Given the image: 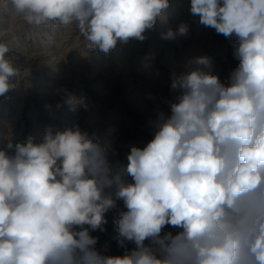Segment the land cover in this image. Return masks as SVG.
<instances>
[{"label":"clouds","instance_id":"9594fccd","mask_svg":"<svg viewBox=\"0 0 264 264\" xmlns=\"http://www.w3.org/2000/svg\"><path fill=\"white\" fill-rule=\"evenodd\" d=\"M10 4L29 25L75 24L88 49L108 55L118 43L144 41L170 0ZM190 14L236 38L227 82L213 74L211 57H194V67L173 74L178 95L169 113H158L153 138L115 168L78 125L48 127L40 142L9 140L0 149V264H264V0H190ZM188 35L184 22L160 34ZM9 52L0 41L5 99L20 76ZM64 91L70 111L85 106ZM117 201L125 252L102 255L91 233L105 231Z\"/></svg>","mask_w":264,"mask_h":264},{"label":"rangeland","instance_id":"374dc122","mask_svg":"<svg viewBox=\"0 0 264 264\" xmlns=\"http://www.w3.org/2000/svg\"><path fill=\"white\" fill-rule=\"evenodd\" d=\"M181 22L189 25L188 36L161 39L162 32L175 31ZM145 36L144 41L118 43L105 55L87 48L75 24L54 29L29 25L12 10L10 0H0V41L8 43L7 55L20 69L11 98L0 97V149L9 140L24 143L29 135L40 142L48 127L78 125L95 135L115 168L126 164L131 147L142 148L153 138L158 113L170 112L178 95L170 87L173 74L194 67L189 64L194 57L208 56L213 74L226 83L238 64L233 56L236 38L199 24V17L190 14V0H170ZM64 90L82 98L85 106L70 111ZM120 210L123 202L117 201L106 213L105 231L91 233L98 237L96 249L102 255L125 252L117 244L114 224ZM165 231L175 233L170 226ZM134 247L129 243L127 250Z\"/></svg>","mask_w":264,"mask_h":264}]
</instances>
